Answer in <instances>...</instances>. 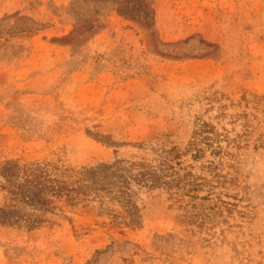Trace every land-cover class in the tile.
<instances>
[{
  "label": "rangeland",
  "instance_id": "1",
  "mask_svg": "<svg viewBox=\"0 0 264 264\" xmlns=\"http://www.w3.org/2000/svg\"><path fill=\"white\" fill-rule=\"evenodd\" d=\"M16 159L183 189L0 226V264H264V0H0V206Z\"/></svg>",
  "mask_w": 264,
  "mask_h": 264
},
{
  "label": "trees",
  "instance_id": "2",
  "mask_svg": "<svg viewBox=\"0 0 264 264\" xmlns=\"http://www.w3.org/2000/svg\"><path fill=\"white\" fill-rule=\"evenodd\" d=\"M172 161L164 160L156 167L123 160L76 170L49 162L10 160L2 170L1 188L11 198L0 206V226L31 232L49 216H67L65 209L91 210L89 203L99 202L119 206L121 211L112 210L117 219L113 227L120 223L118 219L123 220L124 227H131L132 218L137 216L132 185L148 191L167 187L176 194L183 189L175 166H169Z\"/></svg>",
  "mask_w": 264,
  "mask_h": 264
}]
</instances>
